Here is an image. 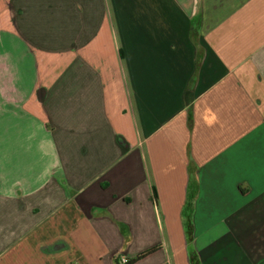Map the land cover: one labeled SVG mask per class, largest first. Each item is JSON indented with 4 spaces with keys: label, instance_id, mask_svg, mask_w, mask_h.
<instances>
[{
    "label": "crops",
    "instance_id": "crops-1",
    "mask_svg": "<svg viewBox=\"0 0 264 264\" xmlns=\"http://www.w3.org/2000/svg\"><path fill=\"white\" fill-rule=\"evenodd\" d=\"M264 264V0H0V264Z\"/></svg>",
    "mask_w": 264,
    "mask_h": 264
},
{
    "label": "trees",
    "instance_id": "trees-1",
    "mask_svg": "<svg viewBox=\"0 0 264 264\" xmlns=\"http://www.w3.org/2000/svg\"><path fill=\"white\" fill-rule=\"evenodd\" d=\"M154 250H155V248H151V249H148V250H146V251H143V252L137 254V255H136L134 258H132V259H129V260H126V259H125V262L122 263V264H133V263L139 261L140 259L146 257L147 255H149L150 253H152Z\"/></svg>",
    "mask_w": 264,
    "mask_h": 264
},
{
    "label": "built area",
    "instance_id": "built-area-1",
    "mask_svg": "<svg viewBox=\"0 0 264 264\" xmlns=\"http://www.w3.org/2000/svg\"><path fill=\"white\" fill-rule=\"evenodd\" d=\"M125 262V260H122V263H124Z\"/></svg>",
    "mask_w": 264,
    "mask_h": 264
}]
</instances>
